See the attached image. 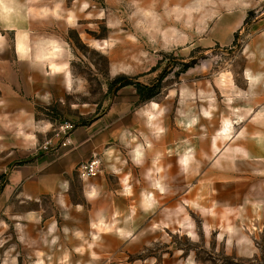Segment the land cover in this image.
<instances>
[{"label": "rangeland", "instance_id": "374dc122", "mask_svg": "<svg viewBox=\"0 0 264 264\" xmlns=\"http://www.w3.org/2000/svg\"><path fill=\"white\" fill-rule=\"evenodd\" d=\"M123 81L136 129L93 155L97 177L75 169L67 207L25 220L36 206L1 198L34 155L21 141L65 149L60 126L114 114ZM0 264H264V0H0Z\"/></svg>", "mask_w": 264, "mask_h": 264}, {"label": "crops", "instance_id": "0c3cea01", "mask_svg": "<svg viewBox=\"0 0 264 264\" xmlns=\"http://www.w3.org/2000/svg\"><path fill=\"white\" fill-rule=\"evenodd\" d=\"M244 16L234 11L231 15L219 16L213 26L214 37L216 42L221 44V31H227L228 36H232L240 29ZM19 51L23 50V45L18 44ZM62 69V65H59ZM51 68V66H50ZM52 70V69H51ZM55 71V70H53ZM120 100L114 114L111 111L100 116L95 122L89 126H83L76 129L71 136V145L68 148L60 149L54 153L36 152L35 145L32 140H22L23 146L32 148L29 152L31 158L20 166H14L7 175V182L2 190L1 198L4 200L16 198L20 204L27 206H36V208L27 211L25 220H32L42 217L44 208L41 205L43 200H49L54 203L58 210L67 207L69 203L70 179L75 175L76 167L84 162L89 161L93 155H102L108 152L110 145L115 140L124 138V133L131 132L136 129L133 114L137 112L135 109L138 102V95L131 87L120 89ZM156 105V104H155ZM28 102L18 104L17 111L31 112ZM122 110V114L120 112ZM29 115V114H28ZM116 118V122L112 123ZM253 129V128H250ZM30 144V145H27ZM249 151L255 155L260 150L253 152L249 147L250 142L245 143ZM252 144V143H251ZM255 146V145H254ZM34 148V149H33ZM142 151H137L136 156L139 158ZM103 181H83L81 192L84 196H92V190L98 186L100 188V211H108V202L103 199L104 193ZM96 207L92 206L90 215L94 217ZM92 219V218H91ZM103 216L100 218V225L106 224ZM104 222V223H103Z\"/></svg>", "mask_w": 264, "mask_h": 264}, {"label": "built area", "instance_id": "2783aa9c", "mask_svg": "<svg viewBox=\"0 0 264 264\" xmlns=\"http://www.w3.org/2000/svg\"><path fill=\"white\" fill-rule=\"evenodd\" d=\"M60 131L64 133L65 139L60 148H66L71 145V135L74 130V126L69 123H65L60 126ZM101 162L97 156H93L89 161L79 164L76 167V173L80 179H89L97 177L100 173Z\"/></svg>", "mask_w": 264, "mask_h": 264}, {"label": "bare ground", "instance_id": "6f19581e", "mask_svg": "<svg viewBox=\"0 0 264 264\" xmlns=\"http://www.w3.org/2000/svg\"><path fill=\"white\" fill-rule=\"evenodd\" d=\"M58 49H59L58 46L52 45V47H50V48L47 50L45 56H49L50 58H55V57H57V56L59 55V50H58ZM55 59H56V58H55ZM51 69H52V70H57V69H59V66H58L56 63L52 62V63H51ZM250 131H253V129H250ZM249 147L251 148V150H253V152L258 151V149L254 146L253 143H252V144L250 143V144H249Z\"/></svg>", "mask_w": 264, "mask_h": 264}, {"label": "trees", "instance_id": "16d2710c", "mask_svg": "<svg viewBox=\"0 0 264 264\" xmlns=\"http://www.w3.org/2000/svg\"><path fill=\"white\" fill-rule=\"evenodd\" d=\"M130 85H132V84L127 83L126 81H123L120 84V88H124V87L130 86ZM135 88H136L137 93L142 97V87L140 85H136Z\"/></svg>", "mask_w": 264, "mask_h": 264}]
</instances>
